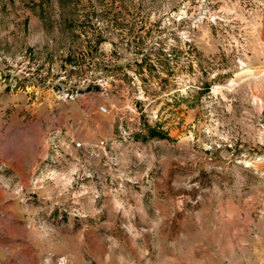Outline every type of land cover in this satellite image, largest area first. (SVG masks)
Wrapping results in <instances>:
<instances>
[{
    "label": "rangeland",
    "instance_id": "obj_1",
    "mask_svg": "<svg viewBox=\"0 0 264 264\" xmlns=\"http://www.w3.org/2000/svg\"><path fill=\"white\" fill-rule=\"evenodd\" d=\"M243 2L0 0V57L42 89L0 80V264H258L264 47ZM84 77L83 103L51 92Z\"/></svg>",
    "mask_w": 264,
    "mask_h": 264
},
{
    "label": "built area",
    "instance_id": "obj_2",
    "mask_svg": "<svg viewBox=\"0 0 264 264\" xmlns=\"http://www.w3.org/2000/svg\"><path fill=\"white\" fill-rule=\"evenodd\" d=\"M256 7L255 10L257 11L258 14L264 13V1L263 0H254ZM257 13L254 12V17L257 16ZM1 52V50H0ZM2 53H0L1 55ZM5 59L8 63L9 69H6L5 71V76L3 77L0 74V80L3 84H5L6 88H9L11 91L19 90V88L23 85L26 84V86H29L31 88H34L36 91L39 90V92H42V89L35 87V84L38 83V78L35 75L34 71L32 69H29L28 64L29 62L25 58H20L18 60V64L13 63L14 61H10V59H6L5 56L0 57V62ZM8 73V74H7ZM91 78L90 77H84L82 78L78 84H76V81H70L68 85L60 87V90L57 92L54 90V88H51V92L54 93L57 98V100L63 101V102H84L86 100L85 97V89L90 86L91 84ZM49 83V82H48ZM109 81L107 80L103 84H101V89L106 96L109 94ZM50 92V93H51ZM144 92L141 88L138 89V96L135 97V100L131 106L132 112L136 114H141L139 103L140 102H145L147 99L144 97ZM112 107H115L113 105ZM98 109L100 113L102 114H108L112 108L108 104H103L98 106ZM147 109H144L146 111ZM130 131L128 128H124ZM132 131L124 132V135H129ZM59 133V132H58ZM124 138H126L124 136ZM105 147V142H101L98 146ZM75 148H82L83 143L77 142L76 145H74ZM97 146V147H98ZM2 167H0L1 169Z\"/></svg>",
    "mask_w": 264,
    "mask_h": 264
},
{
    "label": "crops",
    "instance_id": "obj_3",
    "mask_svg": "<svg viewBox=\"0 0 264 264\" xmlns=\"http://www.w3.org/2000/svg\"><path fill=\"white\" fill-rule=\"evenodd\" d=\"M243 3L246 7L250 6L249 10H251L249 12L250 19L248 20V24L246 25L248 35L249 37H252V35L255 33L256 40H258V42L262 44V46L264 47V13H260V14L257 13V11L255 10L256 4L254 0H244ZM254 12L257 13L256 17H254ZM252 15H253V18H252ZM260 68L264 69V65H262ZM258 252H259V255H258L257 263L264 264V243L263 242H260L258 246Z\"/></svg>",
    "mask_w": 264,
    "mask_h": 264
},
{
    "label": "trees",
    "instance_id": "obj_4",
    "mask_svg": "<svg viewBox=\"0 0 264 264\" xmlns=\"http://www.w3.org/2000/svg\"><path fill=\"white\" fill-rule=\"evenodd\" d=\"M151 135H152V136H156L157 133H156L155 131H152V132H151Z\"/></svg>",
    "mask_w": 264,
    "mask_h": 264
}]
</instances>
